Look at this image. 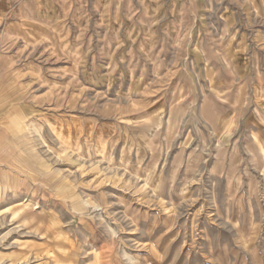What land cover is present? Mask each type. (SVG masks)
Listing matches in <instances>:
<instances>
[{"label":"rangeland","instance_id":"obj_1","mask_svg":"<svg viewBox=\"0 0 264 264\" xmlns=\"http://www.w3.org/2000/svg\"><path fill=\"white\" fill-rule=\"evenodd\" d=\"M170 40L178 55L151 62L165 81L181 71L166 63H189L186 39ZM206 41L230 67L225 38ZM187 72L191 87L173 89L159 112L100 95L60 116L30 89L24 101L0 96V264H264V154L214 139ZM211 96L250 99L243 85ZM184 133L194 135L186 145Z\"/></svg>","mask_w":264,"mask_h":264},{"label":"crops","instance_id":"obj_2","mask_svg":"<svg viewBox=\"0 0 264 264\" xmlns=\"http://www.w3.org/2000/svg\"><path fill=\"white\" fill-rule=\"evenodd\" d=\"M209 37L225 38L230 67L216 59ZM170 39H186L189 63H166L181 71L165 81L150 72L151 62L165 49L178 55ZM23 53L31 56L28 66L18 61ZM30 68L35 77L25 73ZM186 71L198 93L199 118L208 129L214 126V139L264 154V0H0V96L24 101L21 94L30 89L35 101L60 116H67V103L99 101L100 95L152 102L159 112L177 100L170 98L173 89L191 87L179 78ZM19 84L17 94L5 89ZM231 85L248 89V103L243 96L236 106L212 98V91ZM201 88L210 95L205 103ZM193 138L184 133L181 144Z\"/></svg>","mask_w":264,"mask_h":264},{"label":"bare ground","instance_id":"obj_3","mask_svg":"<svg viewBox=\"0 0 264 264\" xmlns=\"http://www.w3.org/2000/svg\"><path fill=\"white\" fill-rule=\"evenodd\" d=\"M260 152V151H259Z\"/></svg>","mask_w":264,"mask_h":264}]
</instances>
